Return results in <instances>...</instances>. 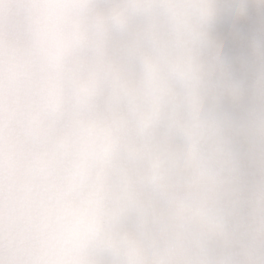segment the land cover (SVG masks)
I'll return each instance as SVG.
<instances>
[{
    "label": "clouds",
    "instance_id": "9594fccd",
    "mask_svg": "<svg viewBox=\"0 0 264 264\" xmlns=\"http://www.w3.org/2000/svg\"><path fill=\"white\" fill-rule=\"evenodd\" d=\"M0 264H264V0H0Z\"/></svg>",
    "mask_w": 264,
    "mask_h": 264
}]
</instances>
